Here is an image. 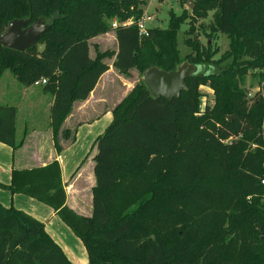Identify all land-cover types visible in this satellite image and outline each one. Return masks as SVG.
<instances>
[{"label": "trees", "instance_id": "obj_1", "mask_svg": "<svg viewBox=\"0 0 264 264\" xmlns=\"http://www.w3.org/2000/svg\"><path fill=\"white\" fill-rule=\"evenodd\" d=\"M179 1H191L199 19L213 12L214 31L229 41L221 60L212 59L210 47L192 45L190 31L184 43L192 52L181 59L177 35L185 15L169 14L167 28H150L147 38L135 25L111 28L112 20L137 21L143 0H0V35L13 20L49 25L22 52L0 45V78L8 71L27 87L46 80L57 153L60 138L74 142L75 130L69 134L62 125L109 70L107 58L117 72L135 69L141 77L149 68L171 72L184 62L201 68L172 100L154 99L141 82L113 108L91 148L89 217L67 206L56 161L12 170L10 193L50 207L83 244L88 264H264V94L247 99L240 88L250 71L264 77V0ZM110 31L116 51L92 47L91 40ZM224 61L230 64L221 66ZM206 82L215 104L197 116ZM15 120V107L0 104V144L13 150L22 145ZM0 264L72 263L43 223L0 205Z\"/></svg>", "mask_w": 264, "mask_h": 264}, {"label": "rangeland", "instance_id": "obj_2", "mask_svg": "<svg viewBox=\"0 0 264 264\" xmlns=\"http://www.w3.org/2000/svg\"><path fill=\"white\" fill-rule=\"evenodd\" d=\"M144 5L142 7L144 17L148 15L151 17V21L147 24L149 28H158V29H166L168 26V17L169 14H174L177 17L185 15L187 18L184 24L181 26L180 31L177 35V48L180 53L181 59H185L188 54L192 52V50L187 47L184 43L185 41V32L190 31L189 41L192 45L196 43L203 48L210 47L211 52L213 54V60H221L222 56L228 50L229 41L226 36L221 35L220 33H216L215 30V23L213 20V12H209L205 18H197L195 15L191 13L194 8V4L189 2H180L179 0H143ZM189 4L193 5V8L189 6ZM106 34H110L109 37L100 38L99 40L92 41V47L97 45L101 52H114L116 49V43L113 39V31H110ZM112 36V37H111ZM91 53L94 56L93 49ZM231 61V60H230ZM230 61H224L221 63V66H227L230 64ZM107 64L112 63V58H107L105 60ZM114 70V69H113ZM115 73L121 75L126 81H129L133 84V87L142 82L141 74L137 70H131L127 75L117 72L114 70ZM6 76L9 78H13L15 82L14 86H18V88H25L22 84H20L16 79L9 73L6 72L2 77V83L0 85V103L2 104H10V105H17L18 107V119H17V131L18 134L22 137L23 132L27 131L28 133H32L33 131H39L42 133L47 132L50 129L49 126V108L47 102L51 98V95L45 93L42 88L33 87L29 90L33 93L39 94L34 99V104H32V110H27L26 104L24 103V99L20 101L18 98V93L15 91V96L17 101H14L8 97L9 89L12 86L6 87L5 80ZM240 88L246 93L247 99H254L259 94L260 96L264 91V77H262L256 71L248 72L242 81L240 82ZM199 113L197 116L204 115V108H209L210 110L213 108L215 104V96L213 91L211 90L209 82L202 84L199 87ZM29 98H34V96H30ZM112 121L111 114L107 116L104 112L102 115L96 120L95 125H81L78 131V134L75 136V140L73 143L67 141L63 143L61 138L59 139V143L63 145L64 151L69 149V151H65L63 159L65 162L71 161L72 163L75 162L77 157L80 158L76 160V164L72 169L69 176L66 178V187H65V194H66V204L76 213L89 217L91 215V188H92V157L94 156V150L91 149L95 139L102 135V133L106 130L108 125ZM75 122V121H74ZM74 122L70 121L63 123L62 128L64 130H69V134L74 129ZM97 128H100L98 136H94L97 132ZM51 133V130H50ZM52 136V134H51ZM73 136V133H72ZM60 137V136H59ZM90 155L87 159L86 156ZM85 159V160H84ZM82 162L81 170L82 176H74V172L77 167ZM262 202H264V197L262 198ZM59 220V217H56V221ZM169 224H166L165 227H168ZM67 228V227H66ZM71 234V233H70ZM73 236V235H72ZM171 239H175V235L171 234L168 236ZM71 238V237H70ZM69 242L68 239H65L64 236H60L59 241L65 244L70 251L72 250L76 258L79 260L84 261L88 264V255L83 244L78 241L76 237H72Z\"/></svg>", "mask_w": 264, "mask_h": 264}, {"label": "crops", "instance_id": "obj_3", "mask_svg": "<svg viewBox=\"0 0 264 264\" xmlns=\"http://www.w3.org/2000/svg\"><path fill=\"white\" fill-rule=\"evenodd\" d=\"M109 35L110 34L98 36L95 39L91 40L90 43H95L92 41L109 37ZM113 39L115 40L114 33ZM90 57L93 58V54L91 52ZM5 73L6 72H4L0 78V85L2 83V77ZM16 81L18 80L16 79ZM5 85L6 87L10 85L12 86L11 88H8L9 93L7 94L10 99L17 101V98L14 94L15 91H17L20 101L21 99H24L27 110H32L34 99L39 95L29 90L30 88H33L32 86L27 87L22 84L25 88H18V86H14L15 82L13 81V78H9L8 76H6ZM132 88L133 84L129 81H126L121 75L115 73L110 64L109 70L100 77L95 88L90 93L88 99L84 102H77L73 105L72 112L66 119V123L75 121L73 130H75L76 136L81 125L87 124L89 125V127H91V125H95L96 120L102 115V113L105 112L107 116L110 115L113 108L128 94V92L131 91ZM30 96H34V98H29ZM47 104L50 112V107L52 105V96ZM10 106L15 107L16 109L15 140L16 143L20 142L22 143V145L19 149L13 150L9 146L0 144V205L5 208L12 207L16 210L24 212L37 221L43 223L47 234L60 246L65 256L72 264H86L84 261L76 258L73 251H70L67 247H65V244L63 245V243L59 241L60 236H64V238L68 239L69 242L72 241L70 239L75 236L68 228H66L67 226H65L60 219L58 220L59 222L56 221V217L58 216L50 207L22 194H11L7 189V187L10 185L12 170L39 168L53 161H56L59 165L61 172V182L63 188L65 189L66 178L71 173L77 162L76 160L80 158V155L73 163L71 161L65 162L63 157L66 154L64 153L65 151H69V149L71 148L66 149L65 151L63 149L60 153H57L53 147L50 129L45 133L39 131L28 133L27 131H24L21 137L17 131L18 107L17 105ZM99 132L100 128H97V132L94 134L93 138L95 136H98L97 134H99ZM89 156L90 155H87L85 159H87ZM81 166L82 162L75 170L74 176H82ZM91 181L94 185V177Z\"/></svg>", "mask_w": 264, "mask_h": 264}, {"label": "water", "instance_id": "obj_4", "mask_svg": "<svg viewBox=\"0 0 264 264\" xmlns=\"http://www.w3.org/2000/svg\"><path fill=\"white\" fill-rule=\"evenodd\" d=\"M189 6L193 8L192 4ZM48 29L49 25L43 19L29 26L27 20H13L8 24L6 31L0 35V45L7 49L22 52L35 45ZM44 49V45L37 46L39 53L43 52ZM200 71V67L186 62L171 72H164L152 67L142 73V82L154 99L162 97L172 100L185 90L186 79L199 74Z\"/></svg>", "mask_w": 264, "mask_h": 264}, {"label": "built area", "instance_id": "obj_5", "mask_svg": "<svg viewBox=\"0 0 264 264\" xmlns=\"http://www.w3.org/2000/svg\"><path fill=\"white\" fill-rule=\"evenodd\" d=\"M151 17L148 15H145L144 17L141 16L137 21H134L132 19L126 20L124 22H117L116 20H112L110 23V26L112 29H116L117 27H130L135 25L138 31V36L140 38H147L148 34H149V27L147 26V24L151 21ZM46 84V80L45 79H40L36 82L33 83L32 87H39L42 88L43 86H45ZM230 140L226 141V143H229ZM254 147V146H252ZM261 184L264 185V178L261 180Z\"/></svg>", "mask_w": 264, "mask_h": 264}]
</instances>
